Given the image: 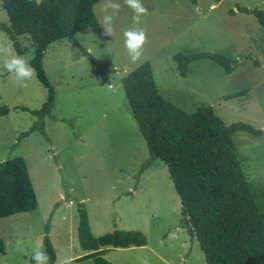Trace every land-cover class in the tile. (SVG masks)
<instances>
[{
    "label": "rangeland",
    "instance_id": "rangeland-1",
    "mask_svg": "<svg viewBox=\"0 0 264 264\" xmlns=\"http://www.w3.org/2000/svg\"><path fill=\"white\" fill-rule=\"evenodd\" d=\"M115 2L121 10L111 36L100 25L102 1L94 6L98 25L76 35L99 68L115 70L108 83L67 40L46 49L43 68L55 92L51 115L44 119L46 136L35 131L18 140L35 121L22 108L39 109L47 93L35 76L17 81L4 70L5 57L0 56V108L9 109L0 116V162L25 160L38 202L31 212L0 219V264H32L33 250H44L47 222L56 264L66 256H83L77 203L84 204L95 237L114 230L146 236L144 247L109 251L105 259L113 264H205L197 241L177 227L179 198L166 166L159 160L148 162L120 80L148 62L159 95L181 111L210 106L226 125L241 122L262 130L264 30L236 5L264 10V0H142L148 15L137 27L146 30L148 43L137 65L131 64L123 38V30L133 27L132 10L123 0ZM0 23L8 24L1 0ZM0 35V45L7 42L15 55L7 37ZM19 42L31 58V39L22 36ZM178 52L218 53L233 62L234 70L226 74L204 59L190 64L187 76L181 77L173 60ZM233 141L247 180L264 196V135L237 132Z\"/></svg>",
    "mask_w": 264,
    "mask_h": 264
},
{
    "label": "trees",
    "instance_id": "trees-1",
    "mask_svg": "<svg viewBox=\"0 0 264 264\" xmlns=\"http://www.w3.org/2000/svg\"><path fill=\"white\" fill-rule=\"evenodd\" d=\"M100 1L1 0L8 24L0 23V31L6 34L16 55H25L18 38L31 39L30 63L36 70L38 83L47 93L39 109L22 108L29 111L35 121L18 140L35 131L46 136L44 119L51 115L55 100L42 61L49 45L61 40L72 43L106 83L109 74L115 72L99 68L76 40L79 32L97 26L94 6ZM190 1L195 3V0ZM236 10L253 15L264 30V10L239 5ZM229 13L233 15L235 11L232 9ZM204 59L216 63L226 74L234 70L233 62L218 53L178 52L173 56L181 77L187 76L190 64ZM120 82L131 116L146 143L148 162L159 160L166 166L179 198L177 227L183 229L190 240L197 241L205 264H264V196L247 180L233 141L237 132L261 137L264 128L257 130L241 122L226 125L210 106H200L192 113L181 111L159 95L148 62L128 72ZM8 112V108H0V116ZM37 205L25 160L14 157L0 162V219L31 212ZM76 208L78 245L87 253L73 259L72 264L84 260L113 264L104 258L109 250L147 245L146 236L139 231L114 230L93 236L84 204L77 203ZM44 231V251L50 258L49 264H56L49 222ZM0 251H3L1 240Z\"/></svg>",
    "mask_w": 264,
    "mask_h": 264
},
{
    "label": "clouds",
    "instance_id": "clouds-1",
    "mask_svg": "<svg viewBox=\"0 0 264 264\" xmlns=\"http://www.w3.org/2000/svg\"><path fill=\"white\" fill-rule=\"evenodd\" d=\"M123 3L132 10L133 27L123 30L124 48L132 65H137L144 56V49L148 43V35L144 28L137 27L142 23V18L148 15V9L142 3V0H123ZM121 10V4L115 0H102L103 15L100 25L105 31V35L111 36L115 22L118 19ZM0 56L5 57L3 68L9 74L14 76L17 81H30L35 76V69L30 63V57L27 55H14L12 50L4 45H0ZM107 87L113 89L115 85L108 84ZM49 256L46 251L39 247L33 250L32 264H49ZM59 264H72V258L66 256Z\"/></svg>",
    "mask_w": 264,
    "mask_h": 264
},
{
    "label": "crops",
    "instance_id": "crops-1",
    "mask_svg": "<svg viewBox=\"0 0 264 264\" xmlns=\"http://www.w3.org/2000/svg\"><path fill=\"white\" fill-rule=\"evenodd\" d=\"M37 1H39V0H37ZM217 3H219V2H217ZM98 4V3H97ZM1 7H2V5H1ZM210 8H212V6H210ZM4 11V10H3ZM8 19V18H7ZM98 25V24H97ZM92 28H94V27H92ZM89 29V28H88ZM85 31V30H84ZM3 35H5L6 36V34L5 33H3L2 31H0ZM83 32V31H82ZM79 33H81V32H79ZM78 35V34H77ZM1 36V35H0ZM7 37V36H6ZM1 38V37H0ZM3 38V37H2ZM20 38V37H19ZM18 38V39H19ZM7 39H8V37H7ZM1 40V39H0ZM9 40V39H8ZM62 41V40H61ZM6 42V41H5ZM58 42V41H57ZM6 44V46H7V42L5 43ZM8 44H11V42H10V40H9V42H8ZM8 47H9V45H8ZM11 47H12V44H11ZM13 48V47H12ZM87 51L89 52V49H87ZM16 55V54H15ZM44 58V57H43ZM14 216V215H13ZM7 218V217H6ZM113 250V249H112ZM109 251H111V250H109ZM108 251V252H109ZM108 252L104 255V258L108 255ZM87 253V252H86ZM85 253V254H86ZM85 261V260H84ZM76 263H78V262H76ZM74 264V263H73Z\"/></svg>",
    "mask_w": 264,
    "mask_h": 264
}]
</instances>
